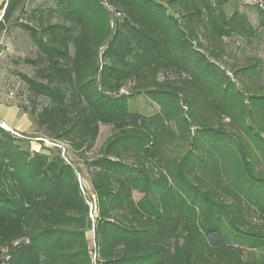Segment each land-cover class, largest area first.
<instances>
[{
    "label": "trees",
    "instance_id": "16d2710c",
    "mask_svg": "<svg viewBox=\"0 0 264 264\" xmlns=\"http://www.w3.org/2000/svg\"><path fill=\"white\" fill-rule=\"evenodd\" d=\"M25 2L0 10V35L19 26L38 51L16 104L32 130L0 128V264H264L248 218L264 217V86L235 82L260 64L220 66L226 39L262 42L247 15L232 0H56L30 24L14 18ZM135 94L159 110H130Z\"/></svg>",
    "mask_w": 264,
    "mask_h": 264
},
{
    "label": "rangeland",
    "instance_id": "374dc122",
    "mask_svg": "<svg viewBox=\"0 0 264 264\" xmlns=\"http://www.w3.org/2000/svg\"><path fill=\"white\" fill-rule=\"evenodd\" d=\"M7 2L8 0H0V10L7 4ZM243 2H249V4L244 5L241 1L232 0L231 4L227 6L226 12L231 14L236 9L238 12L246 14L252 26L260 33L262 42L259 45H248L237 38L226 39L224 41L225 53L222 57V65H220V62L219 65L228 71L230 78H233V75L229 73L230 70H236L238 67L244 66L249 59L259 62V77H252V82L248 83L246 86L238 83V81H235L239 90L246 91L248 87L252 91H258V87L264 86V29L258 27L257 10L255 6L250 4L251 0H243ZM255 2H259L264 5V0H255ZM55 7L56 0H26L22 12L18 11L14 15V18H18L20 23L32 24V20L30 19L32 12L45 11L47 14L51 9L55 10ZM108 10L111 11V9ZM1 16L2 12L0 11V17ZM46 20L48 23L54 24L58 22L59 18L57 14L50 13V16H48ZM113 21L111 22V27H113ZM102 50V48L99 49V55H101ZM0 52V96H7L8 100L15 105L26 106L29 103L31 96L28 92L23 76L32 78L36 74L37 64H35V60L38 51L29 36L19 26H16L8 32H4L0 35ZM159 78L162 79L161 76H159ZM132 86L133 85L131 83L126 84V86L119 92L120 95H128V91H131L130 88ZM37 104L38 106L44 105L45 100L38 99ZM128 106L130 110L146 115L153 114L159 110L157 104L144 94L133 95L128 101ZM224 122L227 123L228 120H225ZM111 133V127L100 126L98 137L93 149L94 152H96L103 145ZM45 145L48 147L53 146L50 141L45 142ZM31 148L32 150H40V147L36 144V142L31 144ZM260 169H264V166H261ZM81 184L87 192L85 194L87 196L90 195L92 199L90 205L93 208L92 215L94 216L95 196L91 195V189L86 182L83 181ZM141 197V194H133V199L135 201L139 200ZM248 218L250 219L249 222L251 225L260 227L264 226V217L251 214ZM87 238L93 241L92 232L87 233ZM247 252L248 251L245 250L244 253L247 254Z\"/></svg>",
    "mask_w": 264,
    "mask_h": 264
},
{
    "label": "crops",
    "instance_id": "0c3cea01",
    "mask_svg": "<svg viewBox=\"0 0 264 264\" xmlns=\"http://www.w3.org/2000/svg\"><path fill=\"white\" fill-rule=\"evenodd\" d=\"M0 120L20 134L30 133L32 130L28 116L20 112L7 96H0Z\"/></svg>",
    "mask_w": 264,
    "mask_h": 264
},
{
    "label": "built area",
    "instance_id": "2783aa9c",
    "mask_svg": "<svg viewBox=\"0 0 264 264\" xmlns=\"http://www.w3.org/2000/svg\"><path fill=\"white\" fill-rule=\"evenodd\" d=\"M251 2H252V3H256L255 0H251ZM0 53H1V52H0ZM0 128L3 129V130H5V131L10 132L11 134H13V135L16 136V137H22V136L20 135V133H18L17 131L11 129L8 125H6V124H5L3 121H1V120H0ZM45 142H47V141H45ZM53 145H54V144H53ZM90 208H91V210H93V208H92L91 205H90ZM90 217H91L92 220L94 219V216L92 215V211H91V213H90Z\"/></svg>",
    "mask_w": 264,
    "mask_h": 264
}]
</instances>
